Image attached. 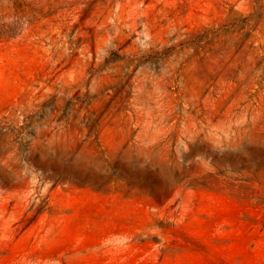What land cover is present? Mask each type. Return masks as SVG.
<instances>
[{"label": "rangeland", "instance_id": "rangeland-1", "mask_svg": "<svg viewBox=\"0 0 264 264\" xmlns=\"http://www.w3.org/2000/svg\"><path fill=\"white\" fill-rule=\"evenodd\" d=\"M0 264H264V0H0Z\"/></svg>", "mask_w": 264, "mask_h": 264}]
</instances>
